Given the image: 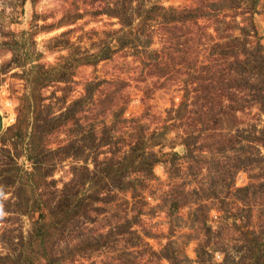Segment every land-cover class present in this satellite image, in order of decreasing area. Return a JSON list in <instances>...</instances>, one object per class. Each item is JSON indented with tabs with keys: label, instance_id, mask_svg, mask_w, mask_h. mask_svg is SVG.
Listing matches in <instances>:
<instances>
[{
	"label": "rangeland",
	"instance_id": "obj_1",
	"mask_svg": "<svg viewBox=\"0 0 264 264\" xmlns=\"http://www.w3.org/2000/svg\"><path fill=\"white\" fill-rule=\"evenodd\" d=\"M210 74L229 127L173 126ZM0 264H264V0H0Z\"/></svg>",
	"mask_w": 264,
	"mask_h": 264
},
{
	"label": "trees",
	"instance_id": "obj_2",
	"mask_svg": "<svg viewBox=\"0 0 264 264\" xmlns=\"http://www.w3.org/2000/svg\"><path fill=\"white\" fill-rule=\"evenodd\" d=\"M201 17H202V15L196 16V18H201ZM197 20L198 19H196V22H194V24L198 26L200 23H198ZM221 49L222 48H220V47H219V51H216L217 47L214 49L215 52H217V53H215L216 57L214 56L213 59H216V61H217V59L218 60L222 59L224 62H226V60L229 59V61L226 62L227 63L226 65H228L226 67V69L230 68L231 66H233V68H236V67L240 68V69L238 68L237 70L235 69L236 71H230V69H229V71H227V75H228L227 79H229V81H231V76H230L231 73H237L238 70H239V72H243V73L245 72L243 69H241L243 66L242 63H238V61L236 60L237 58L240 59L239 50H238V48L237 49H235V48L231 49L229 51V56H228V55H223L225 53V50H223V49L221 50ZM184 53L189 54V50H185ZM183 56L184 55L182 54L181 57H183ZM231 56H233L237 62L235 60H231ZM164 64H167V62L166 63L164 62ZM176 64H178V62ZM216 64H219V63L216 62ZM175 72L177 73L178 70H176ZM192 78H193V76L190 75L189 77L184 79V82L189 85L185 93H186L187 97L188 96L191 97V103L190 104H192V105L197 104L198 105L197 109L193 108L195 106H192L189 108L185 107L184 105L187 102L185 100H182L179 103V107L176 108L175 110H173L174 116H173L172 125L173 126H175V124L177 125V120H179V123L182 122L181 125H183V130L185 129V125H187V127L192 126L194 128V130H198L199 132H204L207 127L205 126V123L203 122V120H204L203 118L206 117L207 113L208 114L210 113V115H208V117H207V121L212 122V120H213V122H219L220 124H222L224 128H228L230 125V122L233 121L232 118L235 117V111H236V108L231 107L230 104H232V103L234 104V102L238 101V98H241V97L240 96L237 97L235 91H232L231 89L224 88V89H219L217 91V93H214L215 97L212 98L211 97L212 94H210V93H211V90L214 88L213 80L214 81H217V80H215V78L210 74L209 76L204 78V80H206L205 82H203L202 84L200 82H197V83H199L198 84L199 86L198 87L197 86L192 87V85H191L192 84ZM186 84H185V86H186ZM225 86H230V85L227 84ZM116 89H119V88L116 87ZM220 90L223 92H220ZM247 94L248 93H244L243 96L247 95ZM128 99H129L128 97L125 98L118 92H117V94H115L113 96L114 104H115V106H117L116 112L114 115H115V117L116 116H118V117L113 118V122L116 125L120 124L123 121H126V122L134 121L133 117L132 118H126L122 115V111L125 108V104L128 102L127 101ZM241 99L243 101H247V99H245L244 97ZM218 100L225 101V103H227V107L223 108L222 110H220L218 112H212L213 109H210V104L211 103L213 104L214 101H218ZM219 113L221 115H219ZM100 119H102L101 122H102L103 127L106 126L107 123L105 124V122H106L105 117L102 116ZM174 121H175V123H174ZM107 125L110 127L111 131H114V129L111 126L110 120H109V124H107ZM119 126H121V128H117L116 131H119L120 133L128 131L127 129H132L135 127L138 128L137 127L138 124H135V123L128 124V126H124V125L120 124ZM183 133L185 135L181 134V138H182V141L185 142L188 153L191 154L192 151H194V150L199 151V150L195 149V147H194L195 141H192L189 139L190 137H192V134L194 133V131L185 130V131H183ZM130 136L132 137L133 134H130ZM101 138H102V135H101ZM120 141L121 140H117V139L111 137L110 141H102L101 143L99 142L98 146L99 145L101 146L102 144L103 145L108 144L109 149H110V147H113L114 149L113 148L112 149H113L114 153L116 154L117 152H119L121 147L124 148L123 147L124 143H122ZM125 145L130 146V148H129L130 151L127 152L128 155H130V154L133 155L135 153V151L137 150V147L132 145L131 141H127L125 143ZM109 149H108V151H109ZM123 150L126 153L127 150L126 149H123ZM104 152H106V150H104ZM173 203H174V205H176L178 207L180 206L179 203L176 204V201ZM176 227H177V224H176Z\"/></svg>",
	"mask_w": 264,
	"mask_h": 264
}]
</instances>
